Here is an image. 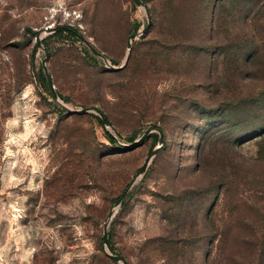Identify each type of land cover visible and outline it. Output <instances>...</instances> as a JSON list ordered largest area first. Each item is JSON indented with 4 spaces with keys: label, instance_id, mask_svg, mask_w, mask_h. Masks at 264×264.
<instances>
[{
    "label": "rangeland",
    "instance_id": "rangeland-1",
    "mask_svg": "<svg viewBox=\"0 0 264 264\" xmlns=\"http://www.w3.org/2000/svg\"><path fill=\"white\" fill-rule=\"evenodd\" d=\"M142 1L0 0V264H264V0Z\"/></svg>",
    "mask_w": 264,
    "mask_h": 264
},
{
    "label": "water",
    "instance_id": "water-1",
    "mask_svg": "<svg viewBox=\"0 0 264 264\" xmlns=\"http://www.w3.org/2000/svg\"><path fill=\"white\" fill-rule=\"evenodd\" d=\"M134 4L138 7L142 6V7H145V4L142 0H133ZM146 15H147V24L146 26L142 29L140 35H143L150 27V15L148 14V10H146ZM58 31H68V32H72L76 35L77 32L74 31L71 27L69 26H57V27H54V28H49L47 29V33H54V32H58ZM137 34H130L127 38V43H126V48H127V54L125 56V59L123 61V63L119 66V67H115V66H112L110 65V69L111 70H114V71H118V70H121L123 69L126 64H127V61H128V58H129V54H130V50H131V42L135 39ZM80 40L87 46V48L92 52L94 53L95 55L103 58H104V55L100 52H98L84 37L78 35ZM35 46L36 48H43V45H42V38L40 37V35H36L35 37ZM44 58L41 60V66H42V69H43V72L45 74V77H46V82H47V86L49 88V91L53 97V99H55L59 104H61L68 113H90V109H87V108H83L81 110H70L68 109L58 98V94L57 92L55 91L54 89V85L51 81V78H50V75L48 73V70H47V67H46V62L49 60L50 58V53L45 51L44 52ZM99 117L104 125V127L106 128V130L108 131V129L110 128V125H109V122L107 121V119L101 114L99 113ZM108 133L114 138V135L111 134L110 131H108ZM158 143L161 144L162 143V134L161 132L159 133V139H158ZM160 147H157L156 149L152 150L150 152V154L146 157L143 165L141 166V168L139 169V174H143L145 172V169L149 163V161L152 159V157L157 153V150L159 149ZM129 188L125 189V191L120 195V197L116 200L115 202V206H120L123 198L125 197V195L127 194ZM112 216V213L110 212L109 213V217ZM102 242H103V246H104V253L105 255L110 259L112 260L113 262L115 263H122V264H128L124 258H122L121 256L119 255H115V254H112L110 253L106 247H107V229L106 227L104 228V231H103V237H102Z\"/></svg>",
    "mask_w": 264,
    "mask_h": 264
},
{
    "label": "trees",
    "instance_id": "trees-1",
    "mask_svg": "<svg viewBox=\"0 0 264 264\" xmlns=\"http://www.w3.org/2000/svg\"><path fill=\"white\" fill-rule=\"evenodd\" d=\"M98 120H99V123L102 124V121L100 119ZM105 134L111 143H116V140L107 131H105Z\"/></svg>",
    "mask_w": 264,
    "mask_h": 264
}]
</instances>
